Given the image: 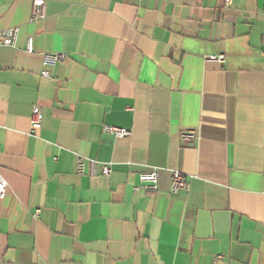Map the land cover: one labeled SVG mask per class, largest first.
<instances>
[{"label": "crops", "instance_id": "1", "mask_svg": "<svg viewBox=\"0 0 264 264\" xmlns=\"http://www.w3.org/2000/svg\"><path fill=\"white\" fill-rule=\"evenodd\" d=\"M34 1L0 0V264H264V0Z\"/></svg>", "mask_w": 264, "mask_h": 264}, {"label": "built area", "instance_id": "2", "mask_svg": "<svg viewBox=\"0 0 264 264\" xmlns=\"http://www.w3.org/2000/svg\"><path fill=\"white\" fill-rule=\"evenodd\" d=\"M227 3H230L231 0H226ZM45 8L46 3L42 0H36L33 3L32 10V19L43 20L45 18ZM19 37V29H7L0 30V47H14L16 46L17 40ZM26 52L28 54L34 53V39L29 38L26 44ZM66 60L65 54H43L42 56V65L45 68L42 71L44 77H51V72L48 71V68H53L58 65L60 62ZM210 60L214 61H224V57H212ZM42 112L38 106H34L31 116V131L35 132L40 129L42 126ZM103 131L106 134L112 135L116 138H130L132 137V130L127 128H120L115 126H104ZM182 139L184 140H195L197 135L194 132H189L182 134ZM77 174L80 176L90 175V176H110L112 169L110 164H102L96 160H89L81 156L77 159L76 165ZM140 182L143 188L148 191H157L158 186V174L156 172L144 173L140 176ZM7 182L0 173V200L4 199L7 193ZM190 181L189 179L181 172H174L172 176L171 190L173 192L179 190H189ZM40 211L35 213V217H39Z\"/></svg>", "mask_w": 264, "mask_h": 264}]
</instances>
